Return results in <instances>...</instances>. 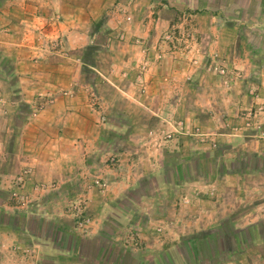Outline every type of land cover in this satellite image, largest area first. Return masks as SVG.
Segmentation results:
<instances>
[{
	"label": "crops",
	"instance_id": "obj_1",
	"mask_svg": "<svg viewBox=\"0 0 264 264\" xmlns=\"http://www.w3.org/2000/svg\"><path fill=\"white\" fill-rule=\"evenodd\" d=\"M122 1L0 0V50L5 53L4 57L0 56V89L4 91V89L12 88L14 92L20 91L19 98L14 100V113L1 117L3 129L0 130V264H127L129 260L133 261V264L138 262L151 264L155 258L162 259V253L158 256L153 253L151 258V252H148L150 247L147 246L136 250L128 248L125 253L118 256L117 242L112 236L115 231L108 234V230L105 229L109 226L107 223L105 224L108 226L97 225L92 235L79 236L74 228L69 226L63 210L56 208L55 204H49L51 202L46 203L48 199L41 209H11L7 207L6 202V190H9L6 182L9 177L6 173L8 153H13L14 160L17 162H13V170L16 171L21 164H29L35 167L36 174L37 171L47 176L51 174L52 179L60 177L64 185H69L77 176V171L76 173L74 171L80 168L84 170V159L91 150L89 145L94 144L96 138L101 135L95 123L99 113L92 110L90 102L97 104L99 101L102 107L105 106L104 113L111 107L117 109L112 108L109 115L106 113L109 120L116 119V117L124 118L125 123L136 120L135 106L137 105L133 93L139 90L137 87L139 85L134 77L137 75L135 65L140 62L141 58L149 63L144 80V90H147V95L135 97L141 99L144 104H159L164 109L172 110L177 107L178 100H181L182 92L187 93L192 90V94L196 97L204 92L206 98L210 97L208 100L211 104L206 110L216 113V109L213 108L220 106L219 109L222 110L220 120L226 121L231 114L234 115L230 109L227 111V106L229 108L233 105L237 106L236 110L240 111L244 108L243 106L250 105L248 90L264 94V0H161L162 3L136 0L133 9L135 18L131 22H126L123 16L119 15ZM155 4L161 6L159 24L163 27L170 24L174 9L180 6H187L191 10L221 11L222 17L225 15L228 17L227 21L224 20L225 18H218L215 22L214 19L209 22L211 26L218 28L222 43L230 40L227 37L230 36L233 38L232 43L236 44L234 51L227 46L223 48L224 56L230 59V67L238 77L230 92L222 89L220 96L211 95L214 86L211 79L213 77L203 75L204 71L201 70L197 71V74L208 77V81L205 85L201 82L196 92L188 86H191L193 81H197V74L192 81L181 82L179 74L184 73L179 63L181 56L175 52H166L164 42L159 43L158 35L151 32L153 25L150 22L144 24L142 21L144 13H149L148 10L156 7ZM242 25L258 27L254 31L250 29L253 33L245 28L238 29L236 36L225 33V30L228 31L231 26L238 28ZM119 36H124L122 42ZM136 37L142 38L139 40L140 46L134 42ZM258 37L261 41L259 46L256 44ZM47 39L60 41V51L45 54V52L32 50L37 49L39 43ZM156 43L159 50L155 51L153 48ZM139 50H141V57L138 54ZM158 51L165 54L159 60L160 62L151 63ZM38 53L45 55L43 60L39 62L37 60L38 63H34L32 59ZM111 80L113 85L110 86L107 82ZM86 85L92 88L94 97L91 98L85 92L87 91L85 88L88 87ZM38 90L49 93H56L58 90L78 92H75L72 98L59 97L56 103L51 105L39 119L31 123L27 120L30 113L29 106L34 93ZM103 90L105 93H102ZM115 99L123 103H115ZM187 105L196 108L198 100L190 99ZM161 116L170 117V112L164 110ZM262 116L261 120H264ZM214 120H217L216 116L213 122ZM11 127H18L19 130L11 131ZM12 135L16 140L6 150L4 139ZM73 139L76 140V145H71ZM230 140L228 138V141ZM112 141L114 140H108L106 143H112ZM237 142H239V149L235 150L228 146L230 149L225 151V156H228L225 160L223 159L226 175H234L233 177L249 173L262 175L264 173L263 136L249 133ZM78 143L82 145L79 146ZM113 149L121 156L120 168L117 169L120 173L116 178H112L111 183L114 190L113 198L120 196L129 187L137 185L140 187V192L135 193L137 198L149 199L148 188L152 191L151 188L154 190L155 186L160 188L165 185L166 178H160L159 175L148 177L150 166L146 164L145 167H140L138 159L129 155L132 150L129 151L123 147L119 149L113 147ZM92 153L94 154V151ZM70 154L76 155L75 160L77 161L70 162ZM159 155L164 160L176 153L162 147ZM232 155L237 157H230ZM23 157L24 162H19ZM205 157H209L210 162L212 159L215 160L210 153H207ZM91 158L88 155L86 159L90 161ZM148 160L146 159L147 162ZM182 161H177L175 158L172 171ZM162 162L159 161V164ZM250 164L253 166H248ZM88 165L87 163L86 166ZM70 170L73 171L72 174ZM124 170L128 172V179L123 177ZM189 181L190 186L192 183L197 184L196 180ZM174 182L179 186L182 184L181 178L174 179ZM158 192L153 191L151 194L157 197ZM52 195L57 196L55 193ZM46 198L52 199L51 196L44 195L40 200ZM156 199L159 197L154 200ZM223 204L225 211L232 212L229 207L226 208L229 203L224 202ZM164 207V204L161 205L155 212L152 209L146 211L128 205L127 208L124 207V209L110 213V216L114 215L111 220L130 219L135 226L132 227L130 222L127 225H119V220H113L115 227L112 228L122 230L121 226L122 228L131 227L134 230L142 229L144 232L149 230L151 224L162 222L170 215L176 217V222H179L181 216L175 213L169 214ZM207 207L211 206H205L204 215H201L202 211L196 213V216L199 214L200 218L205 220V223L198 220L195 222L196 232L206 230L212 237L225 232L243 234L237 249H240V252L254 249V254L257 253V255L253 256V260L255 264L261 263L264 249L263 206L260 208L253 206L255 208L248 210L242 216L243 219H247L245 224L232 227L228 229L229 231L225 229L226 223L221 226V222L219 225L215 222L216 219H221L220 215L218 216V210ZM185 229L186 227L177 225L175 233L180 234L179 238H183L181 234L186 232ZM246 234H248L247 237ZM101 235L107 236L101 237ZM173 240L175 242V239ZM149 244L157 249L162 245L156 241ZM172 246H174V254L181 255L179 253L180 248L182 249L181 242L173 243ZM165 247L167 245H163V248ZM84 248L92 250V254L82 253ZM258 248H260L259 251ZM25 250H28V254ZM135 256L139 258L133 259ZM160 263L165 264L162 261ZM226 263L229 264L230 261ZM213 264L220 263L213 262Z\"/></svg>",
	"mask_w": 264,
	"mask_h": 264
},
{
	"label": "rangeland",
	"instance_id": "obj_2",
	"mask_svg": "<svg viewBox=\"0 0 264 264\" xmlns=\"http://www.w3.org/2000/svg\"><path fill=\"white\" fill-rule=\"evenodd\" d=\"M135 1L123 0L120 3L122 6L119 9V15L123 16L126 22H131L135 18L133 11L136 5ZM151 1L162 3L161 0ZM154 6L156 7H151L150 9L152 10H148L149 13H144L142 21L144 24L145 22H150L153 25L151 32L153 31V34L158 35L159 43L160 41L164 42V50L166 52H175L181 56L179 63L184 72L179 74L181 82L192 81L198 73L197 71L201 70L202 72L204 71L203 75L213 77L211 79L214 82V86L213 91L210 93L211 95L220 96L222 94L220 91L223 90L230 92L238 77L230 67V59L224 56L223 48L227 46L234 51L236 44L232 43L231 39L233 38L230 36H227L230 40L222 43L218 28L211 26L209 22L211 19H214L215 22L218 18H225L224 20L227 21L228 17L226 15L222 17L221 11L191 10L187 6H180L174 9L170 24L167 27H163L159 24V19H161L159 9H161V6L160 4H155ZM256 27L258 26L245 27L242 25L238 28L231 26L228 31L225 30V33L236 36L238 29L245 28L248 31L250 29L254 31ZM252 31L250 33H253ZM123 38L124 36H119L120 42L123 41ZM140 39L142 38L136 37L135 44L140 46ZM256 44L257 46L261 45L260 37L257 38ZM60 47V41L47 39L40 42L37 49L32 50L48 54L49 52H59ZM153 49L155 51L159 50L157 43ZM4 54L0 50V56L4 57ZM45 54L38 53L32 60L34 63L37 60L39 62V60H43ZM138 54L141 57V50H139ZM155 54L151 63L156 61L158 63L165 53L158 51ZM148 67V61L142 60V58L135 65L137 75L134 78L140 86H137L139 90L133 93L137 105L135 106V121L125 123L124 118L120 119L117 117L109 120L107 114L109 115V111L112 108L115 109L114 107L109 108L104 113L105 106L102 107L99 101H97V104L90 102L92 110L99 113L98 120L95 123L96 129L101 131V135L96 138L94 144L89 145L91 150H89L84 159V170L82 168L75 170L74 173L77 171V176L69 185H64L60 177L52 179L51 174L47 176L45 173L41 174L40 171H37L36 174L35 167L29 164H21L16 171L13 170V162L16 161L13 153H8L6 163V173L9 176L6 179L9 185V190H6L7 207L16 210L26 208L41 209L48 199L46 203L51 202L49 204H55L56 208L63 210L69 221V226L73 227L79 236L92 235L97 225L100 227L101 225H109L105 229L108 230V234L111 231H115L112 236L117 242L118 256H121V253H125L128 248L136 250L145 248V246L150 247L149 249L147 248L149 251H146L151 252V258L153 253L157 256L162 253V259L157 260L155 258L156 260L154 259L151 264H161L160 261L165 264H175V262H178V264H213V262L227 264L226 261L228 260L230 261L229 264H255L253 256H256L257 253L254 254V249L241 252L240 249H237L238 242L244 236L243 234L225 232L212 237L206 230L196 232L195 222L198 220L205 223V220L200 218L199 214L196 216V213L202 211L200 213L204 215L205 206H211L207 208L217 209L218 216L220 215L222 219L215 220L217 225L220 222L221 226L226 223L225 229L229 231L228 229L232 227L245 224L247 219H243L242 216L248 210L255 208L253 206L258 208L263 206L264 209V173L262 175L249 173L233 177L234 175H226L223 164V159L225 160L228 157L225 156V151L231 147L235 150L239 149V142L237 141L245 134L256 133L257 136H263L264 138V120H261L262 115L264 119V94L255 90H248L250 105L243 106L244 108L240 111L236 110L237 106L233 105L231 108L227 106V111L230 109L234 115L231 114L226 121L220 120L222 111L219 109L220 106L213 108L216 109V113L206 110L207 106H211V104H209L210 100H208L210 97L206 98L207 96L204 92L197 97L192 94V90L187 93L182 92L180 95L181 100H178L177 107H175L176 110L175 108L168 110V108L164 109L159 104H144L141 99L135 97L147 95V90H144V80ZM221 70L225 72L220 73ZM122 77L126 78V76ZM101 79L104 80L103 78ZM207 81L208 77L205 78L197 74V81H193L191 86L188 87L193 88V91L196 92L201 82L205 85ZM112 82L111 80V82L107 83L111 86L113 85L111 84ZM10 89H4V91L0 89V130L3 129L1 117L14 113V100L19 98L20 91L14 92L12 88ZM85 89L87 90L85 92L91 98L94 97L90 86ZM75 92L77 93L78 91L58 90L56 93H49L38 90L34 93L30 102V113L27 120L31 122L39 119L51 105L56 103L59 97L72 98ZM102 93H105V90ZM190 99L198 100L196 108L195 106L187 105ZM121 102L115 99V103L120 104ZM164 110L170 112V117L161 116V112ZM215 116L217 120L213 122ZM10 129L11 131L19 130L18 127H11ZM228 138L231 140L228 141ZM4 140L5 149L8 150L16 138L12 135ZM79 140L82 141L80 138ZM108 140L114 141L106 143ZM72 141L71 145L77 144L76 140L73 139ZM78 145L81 146L82 143H78ZM113 147H118V149L123 147V149L132 150L129 155L138 159L140 167H145L146 164L150 166L149 169L151 170H149L150 174H148V177L159 175L160 178H166L165 185L160 188L155 186L154 190L151 188L152 191L147 187L148 196L150 195L149 199L137 198L135 193L140 192V187H137V185L129 187L120 196L113 198L112 178H116L120 173V170L117 172V169L120 168L119 165L121 163V156L114 152L116 150ZM162 147L174 151L176 155L169 158L166 157L167 159L164 158V160L163 158L161 159L159 151ZM92 151H94V154ZM207 153H210L212 158L215 157V160L212 159L210 162V158L205 157ZM88 155L92 157V161H87ZM234 155L230 157L236 158L237 156L234 157ZM75 156L70 154L69 161H77ZM175 158L177 161H183L181 164H177L173 174L172 166L174 164L172 163ZM146 159H149V162ZM24 160L23 157L19 162H24ZM159 161L163 162L159 164ZM86 162L89 164L88 167ZM248 166L252 167L253 164ZM70 172L71 174L73 173L72 170ZM123 177L125 179L129 177L126 170L123 171ZM176 178H181L182 184L180 186L175 184L174 179ZM189 180H196L197 184L192 183V186H190L188 185L191 183ZM257 183L258 185H255ZM131 189L133 190L131 191ZM153 191H159V196H157L159 199L154 200L157 197L151 194ZM54 193L58 197L53 196L52 194ZM44 195L51 196L53 201L50 198L40 200ZM162 200H164L163 203ZM224 202L229 203L226 208L229 207L232 212L223 209ZM163 204L165 206L164 209L169 211V214L175 213L181 216L179 222H176V217L170 215L165 217L162 222L159 221V223L151 225L148 223L150 228L144 232L142 229L134 230L131 227L122 228V226V230H113L115 227L113 220H119V225H127L128 222H130L132 227L135 225L130 219L115 218L111 220L114 215L110 216V213L117 212L124 209V207L127 208L128 205L140 210L148 211L152 209L157 212L158 208ZM196 204L199 206L197 207ZM178 224L186 227L184 230L186 232L181 234L183 238H179L180 234L175 233V228H177ZM107 235H101V237H106ZM247 236L248 234H246ZM173 239H175V242H173ZM155 241L162 243L159 249L150 246L149 243H155ZM164 241L170 242L167 244L165 242L164 244ZM178 241L181 242L182 249L180 248L181 252L177 251L181 255H175L173 252L174 246L172 245ZM163 245H167V247L163 248ZM25 253L28 254V250H25ZM82 253L91 255L92 250L84 248ZM262 256V262L258 264H264V249ZM71 257L75 256L71 255ZM137 258L139 257L135 256L133 259L137 260ZM127 264H133V261L129 260ZM135 264L142 263L138 262Z\"/></svg>",
	"mask_w": 264,
	"mask_h": 264
},
{
	"label": "built area",
	"instance_id": "obj_3",
	"mask_svg": "<svg viewBox=\"0 0 264 264\" xmlns=\"http://www.w3.org/2000/svg\"><path fill=\"white\" fill-rule=\"evenodd\" d=\"M224 72H225L224 70H221V71H220V73H224ZM257 127H258V126H257ZM258 128H260V127H258Z\"/></svg>",
	"mask_w": 264,
	"mask_h": 264
}]
</instances>
